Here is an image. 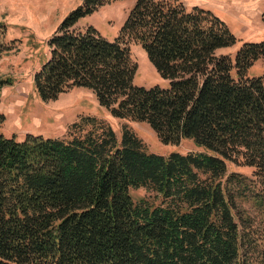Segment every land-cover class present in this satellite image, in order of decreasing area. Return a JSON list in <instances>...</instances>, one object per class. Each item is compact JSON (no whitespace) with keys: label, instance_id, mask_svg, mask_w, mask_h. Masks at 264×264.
Masks as SVG:
<instances>
[{"label":"trees","instance_id":"obj_1","mask_svg":"<svg viewBox=\"0 0 264 264\" xmlns=\"http://www.w3.org/2000/svg\"><path fill=\"white\" fill-rule=\"evenodd\" d=\"M112 1L84 0L49 39L50 58L34 76L41 99L86 88L163 144L189 139L205 151L148 153L130 128L119 141L90 116L64 138L0 133V264H264V195L227 174L232 162L264 180V74L249 75L264 60V40L245 42L234 60L217 55L236 36L212 11L180 0H136L114 41L78 25ZM5 32L0 23V55L13 50ZM132 43L168 88L134 85ZM4 122L0 112V129ZM138 188L161 203H135ZM249 200L261 228L243 209Z\"/></svg>","mask_w":264,"mask_h":264},{"label":"rangeland","instance_id":"obj_2","mask_svg":"<svg viewBox=\"0 0 264 264\" xmlns=\"http://www.w3.org/2000/svg\"><path fill=\"white\" fill-rule=\"evenodd\" d=\"M83 2L84 0H0V23L6 26V32L1 38L13 46V50L0 55V79L8 81L0 92V112L5 116L0 133L7 138L15 137L19 141L28 134L44 138H64L72 124L90 116L109 124L119 141L123 128H130L142 140L148 153L168 156L171 153L204 152L205 149L189 139H184L179 144L165 145L148 124L114 118L108 110L100 106L95 93L86 88H74L55 101L46 102L41 99L36 90L34 76L50 58L48 41L66 16ZM135 4L136 0L112 1L92 15L81 19L78 25L93 26L102 37L114 41L119 37ZM186 7L192 9L200 6ZM209 7L210 5L200 8L212 11ZM216 10L223 13L218 7ZM262 18L264 20V13ZM255 21L252 23L254 28L257 25ZM229 28L238 42L233 47L218 50L217 55H229L234 60L246 39L242 37L243 30L231 25ZM245 32L247 33L248 29ZM263 40L264 38L261 39ZM130 50L133 60L138 64L135 86L169 87V81L160 75L141 44H130ZM262 74L264 60H259L249 70V75L253 77ZM227 167L228 175L239 173L247 178L251 190L264 195V180L255 176L254 168L232 162H228ZM130 194L135 203L146 200L155 206L162 201L156 192L145 188L131 189ZM257 205L252 200L242 203L243 209L256 217L255 227L261 228L263 223Z\"/></svg>","mask_w":264,"mask_h":264},{"label":"crops","instance_id":"obj_3","mask_svg":"<svg viewBox=\"0 0 264 264\" xmlns=\"http://www.w3.org/2000/svg\"><path fill=\"white\" fill-rule=\"evenodd\" d=\"M207 1V2H206ZM183 0L186 6L208 7L225 21L228 26L243 30L242 37L246 42H259L264 38V0ZM223 10V13L216 10ZM252 17V18H250ZM257 23L254 28L253 21ZM248 29L246 33L245 30Z\"/></svg>","mask_w":264,"mask_h":264}]
</instances>
